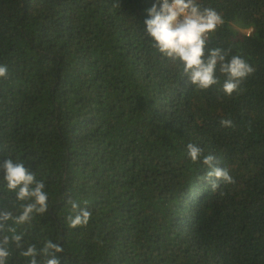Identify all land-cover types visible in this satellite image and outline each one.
<instances>
[{"label":"trees","instance_id":"obj_1","mask_svg":"<svg viewBox=\"0 0 264 264\" xmlns=\"http://www.w3.org/2000/svg\"><path fill=\"white\" fill-rule=\"evenodd\" d=\"M154 2L0 0V163L23 161L49 194L47 213L16 226L21 244L58 241L61 264H264V0H197L224 20L206 54L255 69L231 96L219 70L200 90L157 51L143 24ZM189 143L235 183L200 181ZM70 201L87 225L69 227ZM28 202L0 169V212Z\"/></svg>","mask_w":264,"mask_h":264},{"label":"clouds","instance_id":"obj_2","mask_svg":"<svg viewBox=\"0 0 264 264\" xmlns=\"http://www.w3.org/2000/svg\"><path fill=\"white\" fill-rule=\"evenodd\" d=\"M146 17L143 21L146 37L163 57L183 66L184 75L196 88L207 90L220 83L216 75L219 70L226 76L221 90L231 96L239 92L242 81L254 73L255 69L244 58L233 55L227 59L228 53L222 48L209 49L206 54L208 35L224 23L215 9L202 7L197 0H155L146 10ZM7 74V65L0 64V78H7ZM220 123L223 127L233 126L231 119H222ZM186 151L192 162L206 166L207 171L200 181L210 186L212 191L219 188L221 183H235L228 170L221 168L213 155H204L198 145L189 143ZM0 169L6 188L15 193V199L29 201L23 205L19 215L14 216L8 210L0 212V233H8L0 238V264H8L10 243L16 249H22L20 255L27 258V264H41L37 260L38 255L45 258L42 264H61L59 254L64 252V247L58 241L45 240L39 252L35 245L23 248L21 241L24 233H18L16 228L28 224L34 214L48 212L49 194L45 191L44 182L37 180L35 172L26 167L23 161L4 159ZM70 204L72 214L67 217L69 227L74 229L87 225L92 212L76 201H70ZM8 221H12V225H7Z\"/></svg>","mask_w":264,"mask_h":264},{"label":"built area","instance_id":"obj_3","mask_svg":"<svg viewBox=\"0 0 264 264\" xmlns=\"http://www.w3.org/2000/svg\"><path fill=\"white\" fill-rule=\"evenodd\" d=\"M220 26H218V28H219ZM245 33H246V36H250L251 34H252V28H248L246 31H245ZM211 34V33H210ZM209 34V35H210ZM208 35V36H209Z\"/></svg>","mask_w":264,"mask_h":264}]
</instances>
